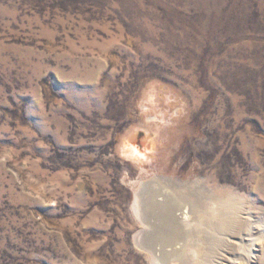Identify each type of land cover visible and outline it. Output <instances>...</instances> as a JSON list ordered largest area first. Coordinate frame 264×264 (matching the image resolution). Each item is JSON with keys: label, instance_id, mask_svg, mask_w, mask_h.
<instances>
[{"label": "rangeland", "instance_id": "rangeland-1", "mask_svg": "<svg viewBox=\"0 0 264 264\" xmlns=\"http://www.w3.org/2000/svg\"><path fill=\"white\" fill-rule=\"evenodd\" d=\"M154 192L264 264V0H0V264H155Z\"/></svg>", "mask_w": 264, "mask_h": 264}, {"label": "bare ground", "instance_id": "bare-ground-1", "mask_svg": "<svg viewBox=\"0 0 264 264\" xmlns=\"http://www.w3.org/2000/svg\"><path fill=\"white\" fill-rule=\"evenodd\" d=\"M142 182V181H141ZM145 185V184H144ZM166 187V186H165ZM140 192H141V189H140ZM143 192V191H142ZM140 194H138V191L136 192V194H135V197H134V200H133V207H134V209L138 212V214H139V218H140V220H141V222L142 223H146V220H145V218H144V211H143V209H142V203L140 202ZM153 197V198H152ZM151 197V206H152V208H151V211H152V213H153V215L154 216H157V218H159V217H162L163 218V223H162V225H156V228H155V231H154V233H153V236L152 237H154V243L155 244H158V239H159V237H163L164 238V240L163 241H161L160 240V245H161V248H160V250L159 251H161V253H160V255H157V256H154L153 257V259L154 260H156V262H155V264H175V262L178 260V259H180V258H182L183 256H176V254H177V251H169V250H163L162 249V247H166V246H171L172 244H175V240L177 239H174L172 236H170V235H168V231L169 232H171V227L169 226V227H167V225L169 224V220H171L172 221V219L170 218V215H169V213H170V209L172 210V209H174V208H179V204H177V203H175L174 201L172 202V201H170V200H167V201H164V203L162 202V203H160V202H158L157 200H156V192H154V195ZM171 197V196H170ZM223 200V199H222ZM167 205H166V204ZM223 203H224V205H226L227 207L230 205V202L229 201H227L226 199H225V201H223ZM183 204V203H182ZM177 205V206H176ZM162 207V208H161ZM225 207V206H224ZM163 209H166V213L165 214H163V213H161V211L163 210ZM227 209V208H226ZM144 210H146V209H144ZM169 211V212H168ZM179 214H181L180 212L178 213V215ZM146 215V214H145ZM177 215V216H178ZM149 216V215H148ZM174 217L173 218V221H174V223L175 222H177V220H178V217ZM150 218V217H149ZM226 218V217H225ZM207 219V218H206ZM150 220V219H149ZM180 220V219H179ZM184 220V219H183ZM224 220V219H223ZM209 222V221H208ZM181 223V222H180ZM188 224V223H187ZM166 225V226H165ZM175 225V224H174ZM184 225V224H183ZM154 226V225H153ZM145 227H147V225L145 224ZM175 228V227H174ZM142 231V230H141ZM144 232V231H143ZM151 234V233H150ZM149 234V235H150ZM182 234V233H181ZM140 235V233L139 234H137L136 235V239L138 238V236ZM143 236V235H142ZM139 237L140 238V240L139 241H141V243L139 244L142 248H144V249H146V250H150V249H148L149 248V243L147 242L146 243V241L145 240H143L144 238L143 237ZM178 237V236H177ZM167 238H169L168 240H167ZM172 239H174V240H172ZM184 239V238H183ZM137 240V241H138ZM179 240H180V238H179ZM144 241H145V243H144ZM179 243V242H178ZM181 246V245H180ZM183 249V248H182ZM181 250V249H180ZM157 252V251H156ZM180 253H182V250H181V252ZM151 255H152V253H151Z\"/></svg>", "mask_w": 264, "mask_h": 264}]
</instances>
